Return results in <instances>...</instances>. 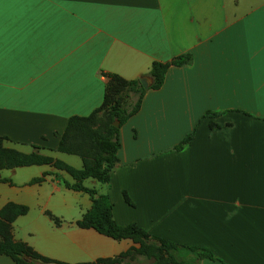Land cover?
<instances>
[{
  "label": "crops",
  "instance_id": "0c3cea01",
  "mask_svg": "<svg viewBox=\"0 0 264 264\" xmlns=\"http://www.w3.org/2000/svg\"><path fill=\"white\" fill-rule=\"evenodd\" d=\"M185 52L118 125L107 182L82 183L106 193L117 224L216 257L199 264H264V0H0V136L80 167L56 147L70 115L101 103L104 73L149 78L151 61ZM0 177V206L27 207L12 238L43 256L84 263L138 245L79 226L90 197L65 187L63 170L31 163Z\"/></svg>",
  "mask_w": 264,
  "mask_h": 264
},
{
  "label": "trees",
  "instance_id": "16d2710c",
  "mask_svg": "<svg viewBox=\"0 0 264 264\" xmlns=\"http://www.w3.org/2000/svg\"><path fill=\"white\" fill-rule=\"evenodd\" d=\"M190 59L188 52L178 54L169 61L153 60L150 63L147 75L149 88H157L163 81L166 67L169 64L179 65ZM103 97L101 103L85 115H70L60 136L57 149L80 156L82 164L74 167L50 155L36 151L23 152L14 147L0 144V167L47 163L57 170L65 171L72 180L61 178L62 184L74 190L86 192L90 197L89 208L76 220L79 226H91L98 232L113 238L128 237L138 242L136 247H130L116 255L99 257L94 261L72 264H130L132 255L137 254L147 261V264H199L201 258L216 259L212 252L201 245L174 242L168 238L149 233L134 222L117 224L112 217L111 204L103 192H97L94 187L85 186L82 180L89 177L98 182H107L108 171L113 163L115 151L118 147L117 129L129 115L134 113L140 104L144 88L138 77L124 78L114 72H105ZM99 110H105L108 122L101 130L93 127L91 121ZM205 112L204 114L209 113ZM117 120L118 124L112 122ZM213 122H209L212 127ZM192 136V131L185 133L173 145L179 149ZM4 137L0 136V141ZM45 170L40 175L31 177L28 182L41 181ZM56 175L57 173L54 172ZM0 180H8L0 177ZM26 205L13 201H6L0 206V254L10 256L17 264H70L50 259L33 250L25 242L13 239L10 231V222L15 215L26 210ZM57 220V218H54ZM27 255V259L22 255Z\"/></svg>",
  "mask_w": 264,
  "mask_h": 264
},
{
  "label": "rangeland",
  "instance_id": "374dc122",
  "mask_svg": "<svg viewBox=\"0 0 264 264\" xmlns=\"http://www.w3.org/2000/svg\"><path fill=\"white\" fill-rule=\"evenodd\" d=\"M92 118V125L98 130H101L103 125L108 122V117L106 115L105 110H99L97 111ZM0 144L6 145V142L4 140L0 141ZM64 155V154H62ZM64 157H67V154L64 155ZM68 157H74L75 159H78L76 155H69ZM98 183V181H96ZM132 260H130V264H147V261L142 259L137 254L132 255Z\"/></svg>",
  "mask_w": 264,
  "mask_h": 264
},
{
  "label": "water",
  "instance_id": "95a60500",
  "mask_svg": "<svg viewBox=\"0 0 264 264\" xmlns=\"http://www.w3.org/2000/svg\"><path fill=\"white\" fill-rule=\"evenodd\" d=\"M138 79H139V81H140V83H141V85H142V87H143L144 89L148 87V85H149V78H148L147 76H145V75H140V76H138ZM112 124H113V125H117V124H118L117 120H114V121L112 122ZM22 257H23V258H26V259L28 258L27 255H25V254H23Z\"/></svg>",
  "mask_w": 264,
  "mask_h": 264
}]
</instances>
